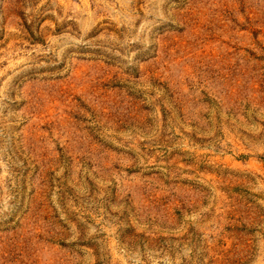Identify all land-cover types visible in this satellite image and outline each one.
<instances>
[{
    "label": "rangeland",
    "instance_id": "1",
    "mask_svg": "<svg viewBox=\"0 0 264 264\" xmlns=\"http://www.w3.org/2000/svg\"><path fill=\"white\" fill-rule=\"evenodd\" d=\"M0 264H264V0H0Z\"/></svg>",
    "mask_w": 264,
    "mask_h": 264
}]
</instances>
